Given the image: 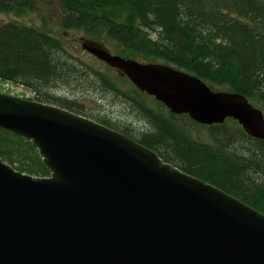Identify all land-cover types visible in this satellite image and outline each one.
I'll list each match as a JSON object with an SVG mask.
<instances>
[{
    "label": "water",
    "instance_id": "water-1",
    "mask_svg": "<svg viewBox=\"0 0 264 264\" xmlns=\"http://www.w3.org/2000/svg\"><path fill=\"white\" fill-rule=\"evenodd\" d=\"M173 114L236 120L264 140V113L172 65L83 40ZM0 129L38 150L48 176L0 158V264H264V213L89 117L0 91Z\"/></svg>",
    "mask_w": 264,
    "mask_h": 264
},
{
    "label": "trees",
    "instance_id": "trees-1",
    "mask_svg": "<svg viewBox=\"0 0 264 264\" xmlns=\"http://www.w3.org/2000/svg\"><path fill=\"white\" fill-rule=\"evenodd\" d=\"M56 1L63 30L82 32L88 41L104 47L113 44L121 56L172 65L198 76L213 90L240 93L264 108V0ZM34 2L0 0V13L21 15L32 9ZM122 75L111 78L76 56L60 36L44 27L14 20L0 24L1 80L21 84L34 93L36 101L86 117L82 105L59 93L62 86L113 92L140 113L149 127L137 136L127 123L117 125L108 118H89L133 138L154 150L163 161L264 213V140L248 136L231 118L225 122L235 124L226 133L225 122L203 125L186 114H173ZM118 80L131 88L121 90ZM141 97H150L153 105ZM181 118L207 128L212 142L192 136L178 120ZM223 136H229L228 142L222 141ZM244 141L252 146L243 149ZM0 158L21 172L50 175L30 141L3 129Z\"/></svg>",
    "mask_w": 264,
    "mask_h": 264
},
{
    "label": "rangeland",
    "instance_id": "rangeland-1",
    "mask_svg": "<svg viewBox=\"0 0 264 264\" xmlns=\"http://www.w3.org/2000/svg\"><path fill=\"white\" fill-rule=\"evenodd\" d=\"M57 11V1L56 0H35L34 7L28 12L15 15L12 13H0V24L8 21H17L25 24H31L35 26H41L49 30L51 33L58 35L62 38L65 46H67L71 51L78 57H81L83 60L87 61L91 65L100 68L114 79L122 77L123 75L117 70H108L105 67V64L102 61L98 60L94 56L90 55L88 52L82 49L81 44L83 40H87L84 37L82 32L77 31H65L59 25ZM112 53H118L119 48L113 44H104ZM119 79V78H118ZM118 84L121 87V90L126 91L131 88V86L126 82H120ZM59 93L65 98L78 103L83 107V113L88 117L98 119L101 117L108 118L112 122H115L117 125H127L131 128L132 132L139 136L143 129H147L149 125L145 122L142 115L134 110H132L129 105L125 102H121L113 92L106 91L102 88L95 89L88 86H78V85H66L62 86L59 90ZM146 99V103L153 105V99L150 97H141ZM264 113V108L260 107ZM180 122L185 124L189 129L192 136L198 139H206L205 141L212 142L208 139V129L205 127L193 126L190 122L181 119H178ZM227 132L230 133L234 124L232 121H226ZM225 135V134H224ZM229 136H223L222 141L228 142ZM243 149L246 145L252 146L247 141H244ZM238 145V144H237Z\"/></svg>",
    "mask_w": 264,
    "mask_h": 264
},
{
    "label": "built area",
    "instance_id": "built-area-1",
    "mask_svg": "<svg viewBox=\"0 0 264 264\" xmlns=\"http://www.w3.org/2000/svg\"><path fill=\"white\" fill-rule=\"evenodd\" d=\"M0 91L28 99H33L34 97V93L31 90L26 89L21 84H16L8 80L0 79Z\"/></svg>",
    "mask_w": 264,
    "mask_h": 264
}]
</instances>
